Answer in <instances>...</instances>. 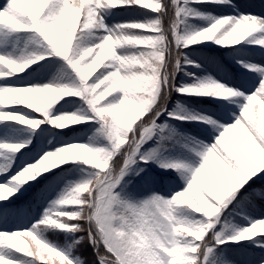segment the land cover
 I'll return each mask as SVG.
<instances>
[{"label": "snow or ice", "instance_id": "obj_1", "mask_svg": "<svg viewBox=\"0 0 264 264\" xmlns=\"http://www.w3.org/2000/svg\"><path fill=\"white\" fill-rule=\"evenodd\" d=\"M187 2L184 0L185 4ZM228 2L192 0L198 4ZM132 6L150 8L157 15L147 22H128L113 28L106 25L104 10ZM204 15L186 8L180 0H156L152 4L147 0H5L0 6V39L7 40L16 33H34L46 45V51L18 57L0 54V80L24 72L47 56H56L69 64L78 83L24 87L0 85V106L23 105L45 116L44 121L29 119L0 107V122L18 121L32 129L41 123H50L64 129L81 123L82 116L57 115L49 120V110L63 97L78 96L90 110L88 119L99 125L97 135L106 139L109 146H95L92 138L87 143H71L46 152L18 174L5 177V183L0 184V200L9 199L26 182L66 162H83L96 170L91 179L74 185L54 201L42 219L26 230L24 234L31 237L36 247L29 249L22 242L17 243V237L21 235L19 231L0 232V250L23 253L37 264H49L48 253L58 257L59 264H73L67 254L42 239L38 229L49 226L69 232L84 231L79 221H85L90 225L86 239L95 253V264H208L209 254L218 245L255 237L257 229L264 233V219H260L234 236L221 238L222 234L218 232L209 236L219 222L222 210L233 201L239 202L238 197L243 198L239 190L246 184L251 188L249 181L255 183L257 178L264 179L260 175L264 173V130L253 117L257 103L259 113L264 112V67L252 66L260 73L261 82L252 94L244 96L245 102L234 123L216 125L218 137L196 151L199 157L197 166L175 161L160 162L161 167L172 168L185 176L187 184L183 191L170 199L153 195L139 204L114 192L129 166L136 162L138 154V158L145 162L156 157V149L147 154L141 153L140 149L152 138L155 130L160 128L162 131L156 120L165 110L162 100L175 72L180 69L183 57L180 49L204 41L234 46L254 33L264 32V17L241 14L219 17L206 28L188 35L181 34L183 17ZM165 18H170L167 27ZM144 29L148 31H139ZM93 30L103 34L96 43L85 45L84 40ZM257 42L264 45V37ZM129 47L138 51L127 54L121 51ZM173 57L175 64L173 71L169 72ZM184 62L188 61L185 59ZM101 65L103 67L97 73ZM93 73L97 74L90 79ZM177 91L225 98L243 96L240 91L213 80ZM136 120L139 123L133 127ZM25 146L2 143L0 149L14 153ZM117 156L122 159L117 160ZM7 170V165H0V174ZM192 191L196 194L188 199ZM248 195L264 197V189L257 191L253 188ZM13 204L14 201L9 200L0 209L7 211ZM65 205L76 207L71 212L60 210V206ZM184 208L202 215L206 222H192L183 217ZM259 246L264 247V243ZM0 264L21 262L0 251ZM76 264L83 262L77 260Z\"/></svg>", "mask_w": 264, "mask_h": 264}, {"label": "trees", "instance_id": "obj_2", "mask_svg": "<svg viewBox=\"0 0 264 264\" xmlns=\"http://www.w3.org/2000/svg\"><path fill=\"white\" fill-rule=\"evenodd\" d=\"M147 2L152 4L156 0H147ZM180 2L186 8L206 14L197 17H183L184 22L180 26L182 35L206 28L219 17H238L241 14L255 16L250 12L249 7L264 16V0H229L228 3L223 4H198L192 3V0H188L187 4L184 3V0H180ZM4 3L5 0H0V6ZM156 15L152 9H145L143 6L115 7L103 11L104 21L109 28L128 22H147ZM82 19L83 15H81ZM164 23L167 27L170 18H165ZM79 31L78 24L77 32ZM130 31L135 33L136 30ZM139 31L147 32L148 30ZM102 34L98 30H93L91 34L87 35L84 44L96 43ZM262 37H264V32H257L234 46H220L214 41H204L180 49L183 52L180 69L171 79V86L166 97L162 100L165 110L156 120L162 131L160 128L155 130L152 138L147 140L140 149V152L144 154L156 149V157L145 162L138 158V154V157L135 158L136 162L129 166L126 175L114 189L116 194L131 203L139 204L153 195L170 199L175 193L186 188L185 176L180 171L161 167L160 162L175 161L197 166L194 164V159L197 157L196 149L188 136L182 132L171 131L167 126L177 125L182 131L202 137L207 143H213L216 139V134L213 133L214 127L217 128L216 125L224 126L225 116H232L234 119L239 116L241 105L245 102L244 96L249 95L243 87L253 93L261 82L260 73L256 72L252 66L264 67V45L257 42ZM45 51L46 45L34 33H16L7 40L0 39V54H12L18 57L33 53L41 54ZM121 51L127 54L138 51V49L129 47ZM185 59L188 62H184ZM174 64L173 57L169 63V72L173 71ZM102 67L103 65L97 69V73ZM229 72L235 74L239 85L238 87H229L234 91H240L243 96L225 98L177 91L183 87L199 86L208 80L226 85L223 77ZM97 73H93V77L90 79L94 78ZM49 83L71 85L78 83V78L63 58L47 56L32 64L24 72L7 80H0V85L10 84L19 87L43 86ZM0 107H4V111L16 112L29 119L45 120L42 113H37L23 105L7 104ZM259 107V103L254 106L253 117L264 130V112L260 114ZM49 112V120L57 115H80L82 122L64 129H59L50 123H41L36 129H32L31 126L22 125L18 121L0 122V144L21 143L26 145L14 152L12 157H8L4 153L7 151L6 149H0V165L8 166V170L0 174V184L5 183V177L18 174L26 166L24 159L27 152L38 150L43 143L51 145L55 150L71 143H87L92 138L95 146H109L106 139L97 135L99 125L88 119L91 113L81 97H63ZM210 121H214L215 124ZM136 123H139V120L133 122V127ZM236 139L238 140V138ZM48 151L51 150H46L41 157ZM35 154L37 155L38 151ZM116 159L121 160L122 157L117 156ZM35 162L37 160H33L30 164ZM94 171L96 170L93 167L85 165L83 162H66L41 174L36 179L26 182L25 185L29 190L27 194L18 191L7 200H0V206L8 204L9 200L14 201L13 206L7 211L1 210L0 232H3V228L8 225L9 233L21 232V235L17 237V243L22 242L29 249L36 247L31 237L24 233L27 229H32L33 225L42 219L46 210L43 202L47 194L64 180L71 183L70 187L89 180ZM260 175L264 176V173ZM249 184H251V188L246 184L239 190V194H243L242 199L238 197L239 202L233 201L222 210L219 214V222L209 232V236L213 232L221 233V238L234 236L238 231L246 228L243 224L244 219L248 218L252 221L264 219V197L248 195L253 188L257 191L264 189V179L257 178L255 183L249 181ZM200 186L203 187L202 184ZM195 194V191L190 192L188 199H192ZM74 207L76 205H68L63 211L71 212ZM181 215L192 222H206L202 215L188 208H184ZM71 223L76 222L71 221ZM79 223L84 231H61L49 226H41L38 231L41 238L47 243L67 254L73 260V264H76L77 260L82 261L83 264H95V253L92 251V245L86 239L87 229L90 225L85 221H79ZM81 237H85V239L80 240ZM77 240H80V243H75ZM261 243H264V235L239 242L229 240V242L220 244L213 249L209 254L208 264H220L222 256L229 264H264V247L259 246ZM47 258L49 264H53V262L59 264V258L52 256L51 253L47 254ZM22 264H37V262L27 257Z\"/></svg>", "mask_w": 264, "mask_h": 264}, {"label": "rangeland", "instance_id": "obj_3", "mask_svg": "<svg viewBox=\"0 0 264 264\" xmlns=\"http://www.w3.org/2000/svg\"><path fill=\"white\" fill-rule=\"evenodd\" d=\"M251 12H254L255 14L256 11H252ZM258 16V15H257ZM259 17H262V16H259ZM232 80L230 79L228 81V84H235V81L232 82ZM235 119L234 117L232 116H225V119H223V122L225 123V126H229L231 125L232 123H234ZM169 129L170 130H176L178 131L179 130V127L175 126V125H170L169 126ZM218 129L214 127V131H217ZM187 134V133H186ZM189 136V139L190 141L194 144L196 150L198 151L199 148L204 145V144H207V143H204V140L200 139V138H197V137H194L190 134H187ZM239 139V137H237ZM210 145V144H209ZM54 148L49 145V144H41L40 146V153L38 156H36V150H30L27 152V155L25 156V159H24V164L25 165H28L30 164L33 160H39V156H41L40 154L44 153L46 150H53ZM8 157H12L13 155V152L7 150L4 152ZM199 162V157L197 156L195 159H194V164H198ZM71 183L68 181V180H64L59 186H57L54 190H52L48 195L47 197L45 198L44 200V204H45V207L46 209H49V208H52L53 207V202L54 201H57L63 194H65L71 187ZM28 187L24 184L22 188H20L19 192H21L22 194H27L28 193ZM67 207V205L65 206H60V210H64L65 208ZM1 210L0 209V213H1ZM254 222H257V221H254ZM252 222V223H254ZM245 225H247V227H250L251 226V222L247 219L243 222ZM246 227V228H247ZM62 231H65V230H62ZM3 232H8V227H4L3 229ZM257 236L255 237H258V236H261L263 235L264 233H259L260 232V229H257ZM255 237H251L249 239H246V240H252L253 238ZM0 251H3L5 255L9 256L11 259L13 260H16V261H20L21 264L26 260V256L23 254V253H18V252H15V251H11V250H7V249H4V250H0ZM220 264H229L225 259L224 257L222 256L221 257V263Z\"/></svg>", "mask_w": 264, "mask_h": 264}]
</instances>
